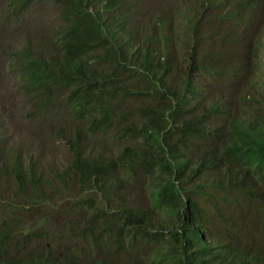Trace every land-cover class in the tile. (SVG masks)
Listing matches in <instances>:
<instances>
[{
	"label": "trees",
	"instance_id": "16d2710c",
	"mask_svg": "<svg viewBox=\"0 0 264 264\" xmlns=\"http://www.w3.org/2000/svg\"><path fill=\"white\" fill-rule=\"evenodd\" d=\"M146 1L6 4L14 22L44 3L60 8L48 36L7 56L22 62L12 73L31 103L29 121L47 135L38 144L50 139L70 157L45 159L18 140L0 106V178L22 198H0V264H264V100L257 111L199 113L187 95L196 97L203 74L239 76L207 54L206 40L245 39L264 0H226L216 17L201 8L207 0H184L169 19L160 7L137 17ZM186 43L188 53L178 52ZM177 73L181 92L167 82ZM56 91L60 126L48 112ZM52 195L65 204L53 208ZM52 209L81 241L53 240L41 217Z\"/></svg>",
	"mask_w": 264,
	"mask_h": 264
},
{
	"label": "rangeland",
	"instance_id": "374dc122",
	"mask_svg": "<svg viewBox=\"0 0 264 264\" xmlns=\"http://www.w3.org/2000/svg\"><path fill=\"white\" fill-rule=\"evenodd\" d=\"M8 1L9 0H0V106L5 105L4 110L8 113L6 116L10 120V123L8 121L6 122L5 128L11 131L14 128L15 136L20 141H24L26 143L34 142L32 144V149L38 151L43 157H45V159L46 155L48 154H50L51 157L57 159L61 158V154H63L65 157H70V154L67 152L66 147L60 148L50 139L46 140L43 143H40V145L38 144L40 140L47 138V135L42 125L31 123L29 121L28 113H30L32 109L31 103L28 100L27 96L16 87L18 82L15 74L12 73V69L16 68L22 62L14 60L7 56L14 46L20 45L25 41L32 40L34 35H36L37 38L48 36L50 31L57 27L60 8L57 9L52 4L44 3L36 10L32 12L29 11V14H26V16L22 18V20L14 22L10 20L7 15L8 5L6 4L8 3ZM173 2L184 3V0H147L146 8H141L143 4L139 3L136 10V16L138 17L139 13H143L146 19H148V15L152 12H158V7H160L168 12L167 18L169 19ZM176 32L181 33V29L179 26L176 28ZM187 37L190 36L187 35ZM187 45L188 43L177 47L178 52L187 54ZM176 61L180 65H187V62L183 57L177 59ZM258 78L263 79L264 74H260ZM167 82L172 84L177 92L180 90L181 83L179 82L178 73L177 82L174 83L172 81H169L168 79ZM11 87L14 89L13 91L10 89ZM54 96L55 107H50L48 112L56 117L57 121H55V125L60 126L63 117L62 112L66 116V111L63 108L62 111H58L56 105L59 104V102L62 104L63 93L56 91ZM31 114H33V112H31ZM112 148V144L110 142H107L104 143L101 151L107 153ZM22 156L29 157L30 154H23ZM35 157V154H33L32 159H34ZM2 178L3 177L0 178V198L2 197V202L5 201L10 203H21V197L14 196L11 192L7 191L6 188H3ZM49 201L52 202V207L55 208L58 205L61 206L65 204L66 199L60 198L58 195H52L49 198ZM1 208L2 204L0 203V210ZM20 214L21 212H19V215ZM41 217L45 220L46 224L49 225L51 229L56 230V239L53 240H56L59 243H67V241H69L72 242V245H75L76 242L81 241L79 236H77L67 228V219L64 218L63 215H59L56 217V213L52 209ZM39 225H41V222H39ZM44 240H42V242Z\"/></svg>",
	"mask_w": 264,
	"mask_h": 264
},
{
	"label": "clouds",
	"instance_id": "9594fccd",
	"mask_svg": "<svg viewBox=\"0 0 264 264\" xmlns=\"http://www.w3.org/2000/svg\"><path fill=\"white\" fill-rule=\"evenodd\" d=\"M225 5L226 0H207L201 8L210 11L211 15L216 17ZM248 22L250 23L246 22L245 26L249 27L250 32L241 41L217 38L206 40L207 54L217 59L219 64L238 67L240 70L238 77L229 72L220 78L215 74H203L197 86L192 83L197 95L194 98L190 94L187 95L191 105L196 103L194 107L196 112L200 113L217 106L223 112L228 110L234 113L239 111L241 105L257 111L264 100V78H258L260 74H264V2H259ZM254 42L258 43L257 47ZM252 66L258 69L256 77L242 78L245 70ZM181 90L182 86L179 91Z\"/></svg>",
	"mask_w": 264,
	"mask_h": 264
}]
</instances>
